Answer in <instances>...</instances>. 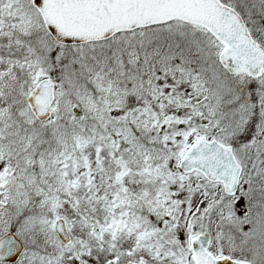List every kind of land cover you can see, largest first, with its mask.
<instances>
[{
  "label": "snow or ice",
  "instance_id": "6c2138e0",
  "mask_svg": "<svg viewBox=\"0 0 264 264\" xmlns=\"http://www.w3.org/2000/svg\"><path fill=\"white\" fill-rule=\"evenodd\" d=\"M0 264H264V0H0Z\"/></svg>",
  "mask_w": 264,
  "mask_h": 264
}]
</instances>
